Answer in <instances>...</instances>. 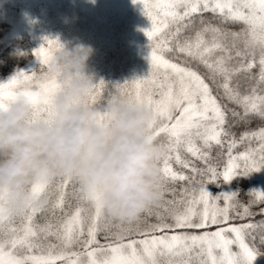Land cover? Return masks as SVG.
<instances>
[{
  "label": "snow or ice",
  "instance_id": "snow-or-ice-1",
  "mask_svg": "<svg viewBox=\"0 0 264 264\" xmlns=\"http://www.w3.org/2000/svg\"><path fill=\"white\" fill-rule=\"evenodd\" d=\"M140 3L150 20L145 29L150 69L146 76L114 88L151 113L148 128L159 147L161 199L135 222L113 223L98 197L78 193L70 176L30 186L34 196L46 190L53 193L51 203L41 207L28 205L14 212L0 194V264H251L258 249L248 238L259 231L264 244V219L227 223L254 215L251 205L264 201V193L253 190L254 198L241 204L235 192L211 196L205 188L209 181L222 177L227 182L238 173L246 175L264 166V127L236 138L231 125L225 126L226 112L231 113L232 124L246 123L251 116L264 120V0ZM59 47L58 40L47 39L33 50L40 73L19 71L0 82V107L23 94L32 105L33 118L51 116L50 98L59 84L44 69ZM237 76L246 82L244 91ZM103 87V80L94 85L90 102ZM214 87L219 95L214 94ZM221 98L237 107L227 109ZM104 115L103 110L98 113L100 118ZM253 139L259 142L258 149L233 154L238 144ZM213 144L227 145L226 153H218L222 167L212 163ZM182 151L201 160L204 167L197 168L183 158ZM173 160L190 169L191 175L174 170ZM177 181L182 182L179 196L169 187ZM165 192H172L173 199L166 200ZM49 211L62 215L55 221L36 222L37 213ZM260 213L264 215V208ZM153 215L155 222L148 219ZM209 225L226 226L180 231ZM101 233L103 242L98 239Z\"/></svg>",
  "mask_w": 264,
  "mask_h": 264
},
{
  "label": "clouds",
  "instance_id": "clouds-1",
  "mask_svg": "<svg viewBox=\"0 0 264 264\" xmlns=\"http://www.w3.org/2000/svg\"><path fill=\"white\" fill-rule=\"evenodd\" d=\"M91 52L81 43H60L53 52L44 69L59 84L50 117L33 118L23 94L0 107V194L14 212L50 203L51 191L34 196L30 186L63 176L74 178L78 193L97 196L113 223H133L161 199L151 113L114 91L98 116L102 110L89 100L95 84L85 71Z\"/></svg>",
  "mask_w": 264,
  "mask_h": 264
},
{
  "label": "trees",
  "instance_id": "trees-1",
  "mask_svg": "<svg viewBox=\"0 0 264 264\" xmlns=\"http://www.w3.org/2000/svg\"><path fill=\"white\" fill-rule=\"evenodd\" d=\"M73 24L76 28L71 31L69 24L66 23L63 29V35L58 41H62V44H65L67 47H71L74 44L81 43L86 45H91L92 52L87 59V68L85 69L86 74L90 75L94 84L99 81H104V87L101 89L100 93L93 102L98 109L102 110L106 98L115 91L114 86L119 83H123L126 80H132L134 78L144 77L148 74L150 69V64L148 56L150 53V42L148 37L145 34V29L150 27V20L143 22L144 27H117L114 29L115 37L107 39L103 36V33L100 32L96 23L94 22L92 11L85 10L80 7V18L77 16ZM228 27H236L235 25H228ZM130 30V31H129ZM105 31V30H104ZM103 31V32H104ZM129 31L128 33H126ZM10 25L7 21L0 20V80H7L15 75L19 71L30 72L35 71L40 73L41 67L39 65L38 59L34 56L33 50L37 48L38 42L30 39L27 33H23L19 38H15L14 41L8 42V37L11 35ZM9 34V35H8ZM126 34V35H125ZM50 34L46 35L43 33L39 37V43L44 45L47 43V39L50 38ZM46 37H48L46 39ZM125 37V39H124ZM130 37V38H129ZM51 39V38H50ZM54 39V38H53ZM203 72V68H201ZM256 71V69H253ZM235 79L241 81V91L245 90L246 82L243 80L242 76H237ZM235 82V80H234ZM214 94H218L215 87L213 88ZM221 103L226 106L227 109H232L237 107L231 102L227 101L224 98H221ZM226 117L228 124L225 126L228 127L231 125V131L236 138H239L244 131H253L258 130L260 127H264V120L260 119L257 116H251L246 123L232 124V116L230 112H226ZM259 145V142L256 139L251 141L245 140L243 143L238 144L234 150L235 154L239 151H244L246 149H255ZM227 152V145L225 144L223 148L213 144L210 149V156L212 157V163L218 164L221 167L223 166V158L218 157V153ZM183 158L191 160L197 168L204 167V164L201 160L192 158L186 152H181ZM172 167L174 170L183 171L187 175H191L190 169H185L182 165H179L173 160ZM199 179V177H197ZM233 189L237 194L235 199L241 204H247L250 199V180L245 177H236L233 180ZM180 181L172 183L169 185L171 188H175V196L180 195ZM183 183H187L186 181ZM205 187H210L212 190V195L217 196L216 181L215 184ZM172 192H165L164 198L166 200L173 199ZM222 200H220L221 203ZM51 203V202H50ZM49 203V204H50ZM67 206V205H66ZM72 206H75V200L72 201ZM264 208V201L255 203L251 205V211L254 213L252 216H246L243 219L230 220L227 223H247L248 221L256 222L264 219V215L260 213V209ZM161 212H164V209H160ZM58 214L60 212H57ZM62 214V213H61ZM165 218L168 222H171L170 217L165 213ZM149 220L155 222V215L148 217ZM217 226L225 225H209L207 229H181L180 231H195L199 232L201 230H214ZM98 239L102 242L104 240L103 233L99 234ZM248 242L258 249V254L264 258V244L260 242V233L257 231L254 237H249Z\"/></svg>",
  "mask_w": 264,
  "mask_h": 264
},
{
  "label": "rangeland",
  "instance_id": "rangeland-1",
  "mask_svg": "<svg viewBox=\"0 0 264 264\" xmlns=\"http://www.w3.org/2000/svg\"><path fill=\"white\" fill-rule=\"evenodd\" d=\"M80 7L92 11L94 22L107 39L115 37L114 29L117 27L124 26L127 29L137 26L140 28L145 26L143 22L149 20L142 11L140 0H136V2L133 0H95L94 4L90 0H0V20L7 21L10 25L9 34L11 33V35L8 37V42L27 33L31 40L35 41L36 39L37 48H39L41 46L40 35L45 33L46 35L50 34L51 39L56 40L58 37L61 39L66 23L69 24V28L71 27L70 37L71 31L76 28L73 25L76 21L74 17L80 18ZM62 41L63 39L58 42L62 43ZM7 80H0V82ZM258 146L255 149H258ZM238 176L250 180V192L258 190L264 193V166L246 175L238 173L227 182L223 181L222 177L218 178L216 184L209 181L208 186H211L212 183V185L215 184L217 189L219 188L217 195L232 193L235 192L233 180ZM205 188L211 196H215V194L212 195L210 187ZM221 200L219 203L222 205L223 199ZM237 211H241V209L237 208ZM61 215V213H57L56 216H53L50 211L37 213L35 220L37 223H44L46 220L55 221ZM237 219L239 218L234 220ZM251 264H264V258L257 254Z\"/></svg>",
  "mask_w": 264,
  "mask_h": 264
}]
</instances>
